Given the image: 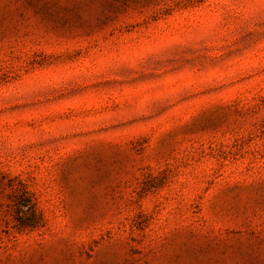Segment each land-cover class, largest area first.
<instances>
[{
    "label": "rangeland",
    "instance_id": "374dc122",
    "mask_svg": "<svg viewBox=\"0 0 264 264\" xmlns=\"http://www.w3.org/2000/svg\"><path fill=\"white\" fill-rule=\"evenodd\" d=\"M0 264H264V0H0Z\"/></svg>",
    "mask_w": 264,
    "mask_h": 264
}]
</instances>
